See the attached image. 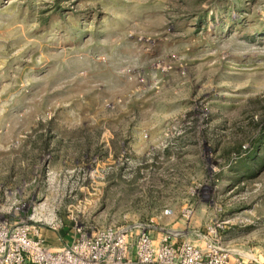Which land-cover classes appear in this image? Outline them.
I'll return each instance as SVG.
<instances>
[{
	"label": "rangeland",
	"instance_id": "374dc122",
	"mask_svg": "<svg viewBox=\"0 0 264 264\" xmlns=\"http://www.w3.org/2000/svg\"><path fill=\"white\" fill-rule=\"evenodd\" d=\"M49 214L264 264V0H0V221Z\"/></svg>",
	"mask_w": 264,
	"mask_h": 264
},
{
	"label": "built area",
	"instance_id": "2783aa9c",
	"mask_svg": "<svg viewBox=\"0 0 264 264\" xmlns=\"http://www.w3.org/2000/svg\"><path fill=\"white\" fill-rule=\"evenodd\" d=\"M38 225L55 232L52 214L40 220L33 215L16 224L0 221V264H133V249L137 264H153L157 260L162 263L166 258V248L161 247L156 254L150 236L137 234L131 227L102 229L55 252Z\"/></svg>",
	"mask_w": 264,
	"mask_h": 264
},
{
	"label": "crops",
	"instance_id": "0c3cea01",
	"mask_svg": "<svg viewBox=\"0 0 264 264\" xmlns=\"http://www.w3.org/2000/svg\"><path fill=\"white\" fill-rule=\"evenodd\" d=\"M49 238V240H50V243L47 241V244H48V246L53 250V251H55V245H51V240H54L55 239V237H54V235L52 236V235H46V238ZM47 240V239H46Z\"/></svg>",
	"mask_w": 264,
	"mask_h": 264
}]
</instances>
